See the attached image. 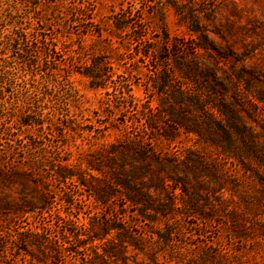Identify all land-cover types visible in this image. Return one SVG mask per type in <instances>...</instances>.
Instances as JSON below:
<instances>
[{"label":"rangeland","instance_id":"obj_1","mask_svg":"<svg viewBox=\"0 0 264 264\" xmlns=\"http://www.w3.org/2000/svg\"><path fill=\"white\" fill-rule=\"evenodd\" d=\"M149 1L0 0V198L11 208L0 217V264L6 259L10 264H48V259L39 262L25 253L16 241L20 232L28 230L42 232L67 260L86 256L85 251L70 254L74 249L71 232L92 216H101L105 208L75 177H56L54 166L84 168V163L78 165L77 155L114 143L123 128L128 137L144 140L140 106L147 101L156 104V97L147 89L154 71L149 61L136 66L135 56L120 57L103 50L96 42L107 34L100 38L86 33L85 25L88 21L93 26L102 24L123 4L131 10L133 26L142 31L149 27L148 32L162 18L171 36L184 34L185 27L171 7L161 8L158 3L152 9ZM213 3L217 22L244 25L239 32L251 58L245 66L236 67L245 71L244 80L252 82L257 92L264 85V0ZM243 47L237 49L243 51ZM100 55L108 65L103 71L104 88H91L81 72L91 57ZM226 67L230 72L232 66ZM246 96L242 95L247 107L264 121V108ZM186 146L202 147L180 133L169 150L178 154ZM220 163L227 180L220 198L225 204L220 207L203 194L211 201L207 207L218 210L214 218L181 215V191L175 188L178 212L158 223L137 224L136 235L145 243L143 251L152 252L158 264H211L202 258L204 252L217 264H264V231L250 225L244 203L246 195L256 200L264 196L259 184L263 168H259V178L231 159L221 158ZM14 174H24L27 182L16 181ZM40 190L47 200L35 212L12 208L22 197L35 196ZM66 196L69 202L64 201ZM112 204L123 218L132 214L133 209L119 198L112 199ZM235 222L249 227L247 236L233 235ZM168 223L175 224L173 249L158 245L154 238Z\"/></svg>","mask_w":264,"mask_h":264},{"label":"trees","instance_id":"obj_2","mask_svg":"<svg viewBox=\"0 0 264 264\" xmlns=\"http://www.w3.org/2000/svg\"><path fill=\"white\" fill-rule=\"evenodd\" d=\"M149 3L152 9L158 3L161 8L171 7L185 27L184 34L171 36L162 18L154 21L148 32L145 30L149 27L142 31L133 26L131 10L123 4L111 11L102 24L93 26L86 22V33L100 38L107 34L103 41L96 42L103 50L120 57L135 56L136 66L140 61H149L154 71L147 89L156 97V104L151 106L147 101L140 106L144 140L128 137L123 128L114 143H104L77 155L78 165L84 163V168L54 166L56 177H75L105 210L70 233L74 245L70 254L86 252L78 261L67 260L42 232H20L16 241L39 262L48 259V264H158L152 252L143 251L145 243L136 235V228L140 222L158 223L178 212L175 188L181 191V215L210 219L218 210L207 207L208 198L219 202L220 207L225 204L224 199L220 200L227 181L221 158L231 159L244 172L262 177L259 168L264 172V121L258 120L242 95L253 97L264 108V85L255 92L252 82L244 80L245 71L236 67L245 66V60L251 58L239 32L244 25L238 26L236 21L217 22L218 9L213 0ZM238 45H244L243 51L237 49ZM84 66L81 74L88 79L89 86L104 88L103 71L108 65L103 56L91 57ZM226 66H232L230 72ZM180 133L204 150L186 146L178 154L171 153L169 147L174 146ZM12 178L24 183L28 179L24 174H14ZM260 179L264 194V178ZM115 197L133 209L130 216L123 218L118 214L119 209L112 204ZM46 200L40 190L35 196L22 197L12 208L35 212ZM64 201L69 202V198L66 196ZM244 203L250 225L263 232L264 196L256 200L246 195ZM9 208L10 204L0 198V217ZM174 225L168 223L155 232L158 245L175 248ZM232 228L235 237L248 234L249 227L240 222ZM202 258L217 264L206 252ZM1 262L10 264L7 259Z\"/></svg>","mask_w":264,"mask_h":264}]
</instances>
